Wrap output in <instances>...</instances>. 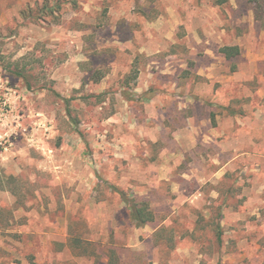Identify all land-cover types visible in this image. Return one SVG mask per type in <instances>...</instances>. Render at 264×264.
Masks as SVG:
<instances>
[{
  "label": "rangeland",
  "instance_id": "obj_1",
  "mask_svg": "<svg viewBox=\"0 0 264 264\" xmlns=\"http://www.w3.org/2000/svg\"><path fill=\"white\" fill-rule=\"evenodd\" d=\"M44 1L0 0V264H107L108 247L120 264H264L255 161L211 178L212 143L184 153L165 123L212 85L264 116V0H76L54 16ZM192 165L201 178L180 181ZM121 191L154 220L136 227Z\"/></svg>",
  "mask_w": 264,
  "mask_h": 264
},
{
  "label": "crops",
  "instance_id": "obj_2",
  "mask_svg": "<svg viewBox=\"0 0 264 264\" xmlns=\"http://www.w3.org/2000/svg\"><path fill=\"white\" fill-rule=\"evenodd\" d=\"M207 56L206 64L196 74L211 78L212 74L205 71L213 69L215 61L224 55L218 53L210 58L209 56L211 55ZM232 79L233 77L229 78L228 75H223L221 78L214 79L213 82L227 85L228 81ZM209 81L211 82L212 80L209 79ZM187 92L183 96L184 98L188 97V99H183L182 103L177 105V117L175 120L168 117V121H165L170 128L175 130L172 133V141L183 142L184 153L194 151L197 145L204 141L212 143V146L216 148V154L212 159L211 166L213 169L209 176L211 175V178L216 180L223 177L225 172L233 170V166L238 162L255 161V167L250 170L253 171V179L256 177L261 178L263 181L261 188H264L263 113H260V110L253 111L252 108L249 110L245 105L243 112L238 109L228 108V100L223 101L219 91L214 90V85L211 86L208 93L203 92V90L197 91L196 89L192 92ZM203 98L211 102L212 104L210 105L212 106L201 107L200 104L203 101L201 99ZM211 113L214 114L213 120ZM199 158L202 163L207 161L204 160L203 156ZM201 173L202 167L200 165H192L190 168L180 171L178 178H180V181L187 183L185 179L191 180L194 176V180H199ZM166 176L162 178H166ZM256 183L258 184V182ZM175 185H177L175 190H179L182 187L180 184ZM198 195L199 193L196 192L195 197Z\"/></svg>",
  "mask_w": 264,
  "mask_h": 264
},
{
  "label": "trees",
  "instance_id": "obj_3",
  "mask_svg": "<svg viewBox=\"0 0 264 264\" xmlns=\"http://www.w3.org/2000/svg\"><path fill=\"white\" fill-rule=\"evenodd\" d=\"M67 1L72 4L76 3V0H70V1L65 0L64 2H62V0H53V4L50 5V2L45 0L43 5L40 7V12L54 16V13L59 12L62 9V4H64ZM33 12L34 10L29 5H27L25 9L20 11L21 15L25 18L28 16V14H32L34 16L35 13ZM219 52L222 53L226 59H233L239 55L240 50L237 45H224L219 48ZM101 77H102L101 74L95 73L94 74L95 82L99 81ZM211 118L212 120L214 119L213 113H211ZM13 180L14 178L12 175H10L7 178L8 183L13 182ZM121 194H122V201L126 204V209L129 218L136 227H142L154 220V211H152V209L150 208V203L147 199L138 196H128L122 191ZM217 224L218 225H217L216 235H217V239L221 240L222 231L220 229L219 223ZM74 243L76 244V246H79V248H81L82 242L80 238H75ZM81 252L85 254L87 251L83 249ZM106 254L108 258L107 264H120L119 263L120 258L115 248L108 247L106 249Z\"/></svg>",
  "mask_w": 264,
  "mask_h": 264
}]
</instances>
